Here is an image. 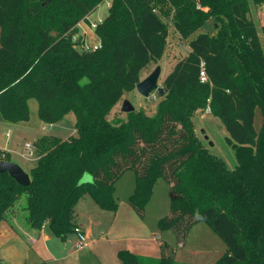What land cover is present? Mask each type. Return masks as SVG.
<instances>
[{"label": "trees", "instance_id": "16d2710c", "mask_svg": "<svg viewBox=\"0 0 264 264\" xmlns=\"http://www.w3.org/2000/svg\"><path fill=\"white\" fill-rule=\"evenodd\" d=\"M105 1L0 0V120L28 122L35 99L42 121L57 124L73 112L76 130L68 139L35 141L29 186L0 175V223H11L26 195L30 228L40 233L47 225L66 240L86 194L102 209H118L115 183L131 169L136 186L128 202L140 217L155 184L171 185L170 213L158 225L175 234L178 246L205 222L227 246L215 264H264V44L248 0H111L95 29L101 48L88 50L75 37L77 27ZM171 12L184 39L210 19L216 32H200L190 42L189 55L163 81L167 94L154 115L140 109L111 119L143 70L163 58L169 37L164 16ZM208 107L236 150L234 169L196 133L194 115ZM0 160L11 161L10 154L0 150ZM86 172L93 181L81 183ZM119 257L122 264H178L175 246L166 241L159 258L127 250Z\"/></svg>", "mask_w": 264, "mask_h": 264}, {"label": "rangeland", "instance_id": "374dc122", "mask_svg": "<svg viewBox=\"0 0 264 264\" xmlns=\"http://www.w3.org/2000/svg\"><path fill=\"white\" fill-rule=\"evenodd\" d=\"M249 18L257 26L262 44L264 25V5H255L248 0ZM111 0H106L93 12L88 20L83 21L78 35L86 40L87 45L94 47L100 44L93 24L105 19L109 13ZM169 25L168 44L163 58L158 63L150 64L143 70L141 79L147 78L157 66H161L162 73L159 84L173 71L175 65L189 55L190 42L200 32H216L214 20L210 19L203 30L198 31L190 38L184 39L175 30L172 22V12L164 16ZM157 92L148 98L141 96L137 90L127 93L122 101L114 108L110 118L122 115L124 100H129L136 110L143 109L149 115H154L160 102ZM30 120L28 122L11 123L0 120V149L11 153L10 159L18 164L25 172L36 165L37 159H26L22 156L26 142H35L44 135H51L68 139L76 135L75 115L67 114L57 124L42 121L38 114V101H29ZM196 133L210 151L223 159L229 169L237 164L236 150L228 143V133L221 120L205 110L194 115ZM255 126L260 130L262 114L256 112ZM11 132L10 138L6 133ZM93 176L86 172L81 183L92 182ZM136 186L135 172L131 169L116 181L115 198L119 204L116 211L102 209L89 195L86 194L78 203L75 212L76 223L82 224L87 231V245L79 247V238L76 233H70L66 240L57 237L49 226H45L39 233L30 228L27 222L26 195H23L15 205L14 215L10 222L0 223V264H122L119 252L127 250L142 256H152L159 253L157 237L162 241L171 242L176 248L178 264H215L224 253L221 252V242L224 241L205 222L194 225L186 243L177 245V239L172 231H162L158 225L160 219L170 213L171 186L164 180L158 181L153 188V195L145 209L144 217H140L129 204L128 197ZM16 219L14 221L13 219ZM13 227H12V226ZM14 228V229H13Z\"/></svg>", "mask_w": 264, "mask_h": 264}, {"label": "water", "instance_id": "95a60500", "mask_svg": "<svg viewBox=\"0 0 264 264\" xmlns=\"http://www.w3.org/2000/svg\"><path fill=\"white\" fill-rule=\"evenodd\" d=\"M161 73V66H157L147 78L137 84V92L145 98H148L151 94L157 92L160 98H164L167 94V89L159 84ZM135 110L134 105L129 100H124L122 112L131 113ZM5 173H8L21 186H29L31 183L29 174L18 164L12 161L0 160V175Z\"/></svg>", "mask_w": 264, "mask_h": 264}, {"label": "built area", "instance_id": "2783aa9c", "mask_svg": "<svg viewBox=\"0 0 264 264\" xmlns=\"http://www.w3.org/2000/svg\"><path fill=\"white\" fill-rule=\"evenodd\" d=\"M109 5H111V3ZM99 23L93 24V27L96 29L97 28V25ZM84 44H85L84 47L86 49H88V50H98V49L101 48V43L99 45H97V46H94V47H91V46L87 45L86 41L84 42ZM201 76H202V80L205 81L206 80V77H205V73L204 72H201ZM205 112L207 114H211L210 108L208 107L205 110ZM10 136H11V132H7L6 133V137L7 138H10ZM24 151H25V153L22 154V156L24 158H26V159H33V158L38 159L37 148H36L35 142H26L25 145H24ZM2 157H5V153L2 154ZM74 232L76 233V235L79 238V247L82 248L83 246H86L87 245V236L84 234V232L82 231V229L77 226L75 228V231Z\"/></svg>", "mask_w": 264, "mask_h": 264}, {"label": "crops", "instance_id": "0c3cea01", "mask_svg": "<svg viewBox=\"0 0 264 264\" xmlns=\"http://www.w3.org/2000/svg\"><path fill=\"white\" fill-rule=\"evenodd\" d=\"M83 22V21H82ZM82 22L78 25V27H77V29L79 30L80 29V26H81V24H82ZM75 37H81L80 35H78V32H77V34L75 35ZM85 40V39H84ZM86 41V40H85ZM0 150H2V151H6V152H8L10 155H11V153L9 152V151H7V150H4V149H0ZM171 186V185H170ZM14 221H16V219L14 218L13 219ZM8 223V222H7ZM77 226L78 227H80L81 229H82V231L84 232V234L86 235L87 234V231H86V229L84 228V226L82 225V224H79V223H77ZM14 229V228H13ZM87 236V235H86ZM157 240H158V245H159V247H160V243H161V241L163 240V238H161V237H157ZM170 244H172L173 245V243H171V242H169ZM220 245V248H221V252L222 253H225L226 252V249H227V246H226V248L222 245L221 246V242L219 243L218 242V246ZM146 256H148V255H146ZM150 257H154V258H159L160 257V250H159V253H156L155 255H152V256H150Z\"/></svg>", "mask_w": 264, "mask_h": 264}]
</instances>
